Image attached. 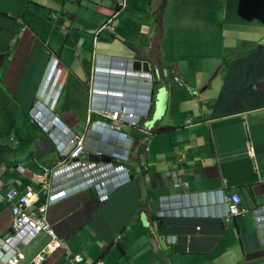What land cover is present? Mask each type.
<instances>
[{"label": "crops", "instance_id": "0c3cea01", "mask_svg": "<svg viewBox=\"0 0 264 264\" xmlns=\"http://www.w3.org/2000/svg\"><path fill=\"white\" fill-rule=\"evenodd\" d=\"M119 1L0 0V193H41L59 160L28 114L50 59L63 70L49 93L60 80L52 113L66 127L64 140L98 119L89 109L114 108L118 96L143 111L146 84L109 73L137 58L158 70L143 125L167 129L144 142L123 127L134 139L131 182L102 204L86 190L52 205L47 221L63 249L42 264L76 255L80 264H264V221L254 217L264 208V0H126L112 18ZM39 122L50 126L48 118ZM85 175L108 174L76 171L53 194ZM219 190L239 196L244 213L222 220L225 207L208 206ZM183 194L187 216L157 215L162 200ZM9 225L0 204V238ZM47 240L40 234L20 244L21 264Z\"/></svg>", "mask_w": 264, "mask_h": 264}, {"label": "clouds", "instance_id": "9594fccd", "mask_svg": "<svg viewBox=\"0 0 264 264\" xmlns=\"http://www.w3.org/2000/svg\"><path fill=\"white\" fill-rule=\"evenodd\" d=\"M125 8H126V0H120L116 4L115 14L112 16V18L115 15H117L121 10H124ZM109 22L110 19L108 23ZM136 60L142 63H147L150 68L149 71L148 72L132 71L131 69L132 62H135ZM123 64L124 66L121 70L110 71L109 73L112 75H116L117 78L123 79L124 81H127L129 83L139 82L146 84L147 93L145 95V99L142 102V105L144 107L143 111L139 112L133 109L131 105L127 106L128 102L130 101L127 100L124 96H118L120 99L118 101L119 103L118 106L114 108L104 107L95 110L89 109L88 112L97 115L98 119L91 121L88 119L81 133H76V134L67 133L64 140H62L60 131L62 130L65 131L66 127L52 113V109L54 105H57L58 102H60L62 83L60 82V80L59 82L58 80H56L59 83V85L57 87V90L54 91L53 94L49 93V88L50 85L52 84L51 82L55 80L56 72L61 73L63 72V70L60 68V64H58V61L56 59L52 58L49 60L48 66L46 68L45 76L42 79V82L39 86V89L36 93V96L33 100L31 109L28 112V114L30 116V119L34 123H36V125L52 141V145L54 147V150L58 154L59 160L52 168L47 170V176L45 179L42 180L40 184L41 188L44 189V190L41 189V193L34 191L30 187L25 188L24 192L22 193H17L13 190L6 191V192L13 191L18 195V197L24 196L28 190L30 191L31 196H30V202L28 203L29 207L25 208L19 206L20 209L23 210L28 209L27 211L37 213L38 209L44 207L45 217L47 221V212L52 205L63 202L65 199L76 195L78 192L81 191L85 192L86 190H92L96 194L97 202L102 204L107 201L108 197L112 192L122 188L123 186L131 182V178L126 168V164L130 161V152L134 146V139L123 131V127L130 128L134 132H139L143 134L144 142H147L148 139L153 134H157L156 132L157 130L164 127L153 128V125H150V128L149 127L145 128V125H143L145 124V121L150 117V114L152 113V110L154 109L155 106L154 97H153V84L156 82L155 80L158 73L156 66H153L147 61H141L137 58L127 59L126 62ZM37 102L40 103L43 108L41 113L34 111L35 104ZM43 118L49 119L50 126H46L44 125L43 122H39L40 119ZM52 130L55 131L52 132ZM85 133H87V136L85 137L83 154L76 157H71L70 156L71 148L68 144V141L72 137H79ZM159 133H163V132H159ZM250 152H251V148H250ZM89 158L97 159V161H91ZM101 158H107L109 161L102 162L100 160ZM17 171L22 173V170L19 168H17ZM76 171H81L86 173L92 171L96 175L99 173V171H103L107 173L108 174L107 176L109 177L107 176L103 177L101 181H98V180H94V178L90 179L88 175H85L87 176V178L84 177L83 181L80 182L79 184L72 186L71 188L66 189L65 191L63 190L58 194L57 193L53 194L54 187L62 184V182H64V179L66 177L73 176V173ZM89 175L92 176L91 174ZM178 186H180L181 189L184 191L187 190L186 182L180 181L178 182ZM6 192H4L3 194L0 193V195L3 196ZM217 193L219 195V199L215 201L214 200L210 201V204H208V206L210 208L218 205L224 206L225 214L222 220H227L231 217H236L244 213V211L240 209V203H239L238 205L239 213L237 215H229L227 213L226 203L231 195L226 197L224 196L223 191L220 190ZM187 198L188 195L183 194L177 197H172L170 200H166V199L162 200V203L159 204V207L157 209V213H158L157 215L161 216L162 218H182L187 216V214L185 213L186 209L182 208V206L178 203L181 200H187ZM13 203L16 202L14 201ZM0 204H4L6 207H8L10 223H11V214H10L9 205L5 202H0ZM263 209L254 212V217L257 220L260 219ZM210 217L213 218L214 216H210ZM47 224L52 232L53 237L42 232L33 235L30 238H24L25 235L24 236L22 235L21 237L22 240L20 244H27L40 234H43L48 238L47 242L40 250V251L43 250L44 257L42 262H40L39 264H42L44 262L46 256H50L55 252L63 249L62 240L56 235V233L54 232L48 221ZM10 232L11 230L9 225V231L6 236H8ZM3 238H0V240ZM119 240L120 237L116 236L114 242H118ZM167 242L170 244H174L175 240L174 238L170 237L167 238ZM17 248L16 251L19 252ZM40 251L29 261V264H34V259L40 253ZM0 254H1L0 264H7L9 253L7 254L6 252L2 251L0 252ZM23 260H24V256L19 264H21ZM66 262L68 264H80L82 262V257L78 255L72 257L66 256Z\"/></svg>", "mask_w": 264, "mask_h": 264}, {"label": "built area", "instance_id": "2783aa9c", "mask_svg": "<svg viewBox=\"0 0 264 264\" xmlns=\"http://www.w3.org/2000/svg\"><path fill=\"white\" fill-rule=\"evenodd\" d=\"M43 110L40 103L35 104L34 111L41 113ZM87 133L79 136L72 137L68 144L71 148L70 156L76 157L83 154V146ZM99 154V153H97ZM184 186V185H183ZM31 193L28 190L24 196H19L13 192L8 191L3 196L0 195V202H5L10 207L11 223H10V234L0 240V252L4 251L9 253L7 264H19L23 259L21 253L16 251V248L21 243L22 235L24 238H30L38 233H45L53 237L52 232L47 224L45 217L44 207L37 210V213L20 209L19 206L28 208L30 202ZM103 200V199H102ZM16 203H13V202ZM240 199L237 195L233 194L229 197L226 203L227 213L229 215H237L239 213L238 205ZM260 212V211H259ZM260 214V213H259ZM264 220V209L262 211L259 221ZM24 240V239H23ZM1 255V254H0ZM44 257L43 250L35 257L34 264L42 262Z\"/></svg>", "mask_w": 264, "mask_h": 264}, {"label": "water", "instance_id": "95a60500", "mask_svg": "<svg viewBox=\"0 0 264 264\" xmlns=\"http://www.w3.org/2000/svg\"><path fill=\"white\" fill-rule=\"evenodd\" d=\"M132 71H142V72H148L149 71V66L147 63H142L138 60L135 62H132ZM91 161H97V159L89 158ZM102 162H108L109 160L107 158H101L100 159Z\"/></svg>", "mask_w": 264, "mask_h": 264}, {"label": "trees", "instance_id": "16d2710c", "mask_svg": "<svg viewBox=\"0 0 264 264\" xmlns=\"http://www.w3.org/2000/svg\"><path fill=\"white\" fill-rule=\"evenodd\" d=\"M166 129L165 128H160L159 130H157L156 132L159 133V132H164Z\"/></svg>", "mask_w": 264, "mask_h": 264}]
</instances>
